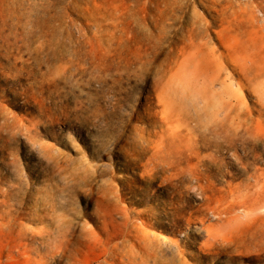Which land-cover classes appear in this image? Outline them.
I'll use <instances>...</instances> for the list:
<instances>
[{"label": "rangeland", "instance_id": "obj_1", "mask_svg": "<svg viewBox=\"0 0 264 264\" xmlns=\"http://www.w3.org/2000/svg\"><path fill=\"white\" fill-rule=\"evenodd\" d=\"M8 210L0 264H264V0H0Z\"/></svg>", "mask_w": 264, "mask_h": 264}, {"label": "bare ground", "instance_id": "obj_2", "mask_svg": "<svg viewBox=\"0 0 264 264\" xmlns=\"http://www.w3.org/2000/svg\"><path fill=\"white\" fill-rule=\"evenodd\" d=\"M13 212H14L13 210L0 212V216L4 217L8 221V223L6 224L4 229H5L6 233L10 236H13V232H14V230L11 229V221H12ZM0 234H1V236H3V229L1 228V225H0ZM17 235H19V233H17ZM44 236L45 235L40 236V239L42 241L39 243H36L38 246L37 248H41V247H45V246L49 245V243H47L49 241L48 240L49 236L48 235H46L45 237ZM14 240L15 239L13 238V241L7 242L5 244V247L7 249H12L13 247H15L16 245H15ZM33 250L34 249H32L30 247H25L23 249H21V248L19 249V247H18V249L15 250L16 255H13L12 252L10 254H8L7 259H6V264H46V262L43 260V258H41L39 261H36V262L33 261L32 257L30 256V252Z\"/></svg>", "mask_w": 264, "mask_h": 264}]
</instances>
